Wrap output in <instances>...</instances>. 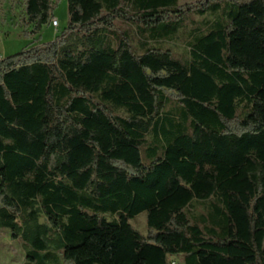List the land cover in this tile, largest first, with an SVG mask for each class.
Masks as SVG:
<instances>
[{
    "label": "trees",
    "instance_id": "obj_1",
    "mask_svg": "<svg viewBox=\"0 0 264 264\" xmlns=\"http://www.w3.org/2000/svg\"><path fill=\"white\" fill-rule=\"evenodd\" d=\"M58 1L24 0L30 35ZM67 2L53 42L0 60V230L24 264H264V0ZM187 28L185 59L152 45Z\"/></svg>",
    "mask_w": 264,
    "mask_h": 264
},
{
    "label": "rangeland",
    "instance_id": "obj_2",
    "mask_svg": "<svg viewBox=\"0 0 264 264\" xmlns=\"http://www.w3.org/2000/svg\"><path fill=\"white\" fill-rule=\"evenodd\" d=\"M198 1L200 0H179V5H191ZM24 17V0H0V60L16 55L24 49L53 42L57 34H60L68 26V2L59 0L55 7L54 20L58 22L59 27L55 28L51 24L46 25L39 35H30L34 28L33 26L25 28ZM202 20V18H195L197 24H201ZM189 34L190 28H187L186 32H181L170 41L152 45L171 50L176 57L185 59L188 56ZM166 94L175 96L173 92H166ZM204 212V207L195 204L190 213L199 216ZM131 224L145 237L152 234L148 229L145 213L134 218ZM25 256L22 242L13 240L8 231L0 230V264H24ZM175 262L183 264L184 259L178 257Z\"/></svg>",
    "mask_w": 264,
    "mask_h": 264
},
{
    "label": "built area",
    "instance_id": "obj_3",
    "mask_svg": "<svg viewBox=\"0 0 264 264\" xmlns=\"http://www.w3.org/2000/svg\"><path fill=\"white\" fill-rule=\"evenodd\" d=\"M51 24L55 28L59 27V24H58V22L56 20H53ZM171 264H177V262L173 261Z\"/></svg>",
    "mask_w": 264,
    "mask_h": 264
}]
</instances>
